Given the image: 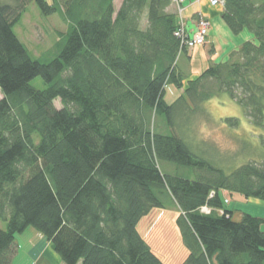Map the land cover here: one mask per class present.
<instances>
[{"label":"trees","instance_id":"obj_1","mask_svg":"<svg viewBox=\"0 0 264 264\" xmlns=\"http://www.w3.org/2000/svg\"><path fill=\"white\" fill-rule=\"evenodd\" d=\"M14 1L0 0V264L29 227L65 264H167L138 226L168 208L188 250L180 264H264V216L237 221L220 194L264 203V156L231 173L196 156L165 100L186 78L194 106L225 92L264 130V0H223L231 33L253 38L194 78L178 63L189 48L174 0ZM33 1L69 23L48 63L14 31Z\"/></svg>","mask_w":264,"mask_h":264},{"label":"rangeland","instance_id":"obj_2","mask_svg":"<svg viewBox=\"0 0 264 264\" xmlns=\"http://www.w3.org/2000/svg\"><path fill=\"white\" fill-rule=\"evenodd\" d=\"M3 1L7 4L15 2L14 0ZM46 1L53 2V0ZM115 1L118 9L121 1ZM68 26L69 23L62 17V14L57 12L52 15H44L38 4L33 1L27 5L20 22L14 27V31L33 58L48 63L53 59V56L58 54V51H55L56 42L60 40L62 34H65ZM214 26L209 35L212 41L220 38L216 23ZM241 36L244 35H239V37ZM233 41L235 40L232 38L231 42L233 43ZM202 46L195 48L199 47L198 49H200ZM224 59L223 57L220 62ZM178 63L185 75L194 78L193 67L185 54L180 56ZM182 80V88H179L175 83L167 85L165 100L170 105L176 104L178 106L174 122L191 151L196 156L207 158L227 173H231L247 162L260 163L264 156V130L248 122L243 107L225 92L194 106L188 94L184 93L187 84L186 78ZM31 84L38 89L47 87L44 79L40 77L35 78ZM3 97L0 90V99L2 100ZM181 97L184 99H180ZM184 103L187 108H184ZM55 106L58 108L62 106L59 99L55 101ZM233 119L238 120L236 121L237 125L232 123ZM159 120L160 122L163 121L162 119ZM166 129L168 131V128ZM163 167L174 170L176 166L163 162ZM230 197L231 202L227 206L234 211L235 220H240L243 213H248L251 216H264V207L262 206L264 203L260 201L258 203L255 199L248 200L237 193ZM177 213L176 208H168L167 210L155 211L146 220L148 230H152L153 238H157L155 243H158L159 248L162 246V250L166 252V258L163 257V259L167 264H180L186 256V248L180 241L178 233L175 232L176 222L174 219L177 218ZM0 227L5 229L6 223L0 221ZM41 236L43 235L32 227L16 236L21 247L14 264H43L42 259L34 256L30 249L35 245H40ZM40 250L45 252V246L41 244Z\"/></svg>","mask_w":264,"mask_h":264},{"label":"crops","instance_id":"obj_3","mask_svg":"<svg viewBox=\"0 0 264 264\" xmlns=\"http://www.w3.org/2000/svg\"><path fill=\"white\" fill-rule=\"evenodd\" d=\"M120 1H121L120 2V6H121V3L123 0H120ZM183 7H184V12H183L182 19L184 20L187 32L189 34H194V32L196 31L197 23L200 17L207 18L210 22L209 34L207 36V40L205 44L200 49H198L199 48L198 47V48H195L194 50H188L185 53V55L188 58V62L193 67V72H192L193 77H195V75L198 76L199 74H201L202 71L207 69L210 65H212V63L213 64L219 63L220 60L223 59V57L225 58L224 61H226L227 58L230 56V54L233 51L237 50L244 41L251 40L253 38L252 34L249 31L246 32L247 30L243 31L241 34H238L236 36H234V34L231 33V31L225 25L221 17L223 10H224V6L222 4L213 6L210 0H184ZM177 8H178V5L173 1L170 7L168 8V11L169 13L176 14ZM214 23H216V27L218 28L220 38L215 41H212L209 35L213 31V28L215 27ZM239 35H244V36L239 37ZM232 38L235 40L233 41V43L231 42ZM210 40L212 41V43ZM224 41H226V43H224ZM194 68L196 69L195 71H194ZM220 194L223 200H229V202L226 203L225 208L228 210H232L227 206L231 202L230 196L232 195L227 191H221ZM258 203L260 202L258 201ZM262 206L264 207V204H262ZM177 216H178V213H177ZM147 219L148 217L146 219L144 218L141 222H139L140 223L138 226L139 231L145 237L146 241L148 240V242L151 244L155 252H157V254H159L162 259L163 257L166 258L165 257L166 252L162 250L163 247L160 246L159 248L157 245L158 243L157 244L155 243V240L157 238H153V235L151 233L153 231L148 230V226L146 224ZM174 220L176 221V219ZM175 230H176L175 232L178 233L179 238H180L178 229L175 228ZM40 238H41L40 245L39 246L35 245L30 248L31 251L33 252V255L40 257V260L42 259L43 264H65L63 260L61 259V257L51 248V243L43 236H41ZM41 244L45 246V252L41 251L42 249L40 250ZM17 245H18V251L12 260L13 261L12 264H14V261L19 255L21 244L17 241ZM163 251L165 254L163 253ZM187 255H188V250L186 249V256L184 257V259L187 257Z\"/></svg>","mask_w":264,"mask_h":264},{"label":"built area","instance_id":"obj_4","mask_svg":"<svg viewBox=\"0 0 264 264\" xmlns=\"http://www.w3.org/2000/svg\"><path fill=\"white\" fill-rule=\"evenodd\" d=\"M183 1L184 0H174V2L178 5V15L180 19V26L176 31V35L180 38V40H182L183 44L191 50L192 48L205 44L207 36L209 34L210 22L207 18L200 17L197 23L198 25L196 31L194 32V34H189L187 32L184 20L182 19L184 11ZM210 2L213 6H216L218 4L224 5L223 0H210ZM214 194L215 193L212 192L210 197H213ZM225 202L228 203L229 201L225 200ZM213 210L214 209H211L208 206H203L202 208H200V211L205 214H210ZM218 212L221 214L224 213L222 209H219Z\"/></svg>","mask_w":264,"mask_h":264}]
</instances>
